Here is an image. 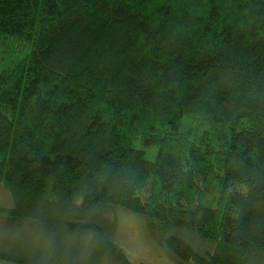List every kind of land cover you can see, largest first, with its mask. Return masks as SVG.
Returning a JSON list of instances; mask_svg holds the SVG:
<instances>
[{"label":"trees","instance_id":"obj_1","mask_svg":"<svg viewBox=\"0 0 264 264\" xmlns=\"http://www.w3.org/2000/svg\"><path fill=\"white\" fill-rule=\"evenodd\" d=\"M0 184L50 245L0 260L130 264L94 252L122 208L264 264V0H0Z\"/></svg>","mask_w":264,"mask_h":264},{"label":"rangeland","instance_id":"obj_2","mask_svg":"<svg viewBox=\"0 0 264 264\" xmlns=\"http://www.w3.org/2000/svg\"><path fill=\"white\" fill-rule=\"evenodd\" d=\"M12 204L11 193L0 184V208H11ZM106 214L112 223L110 224L109 220L105 223L107 228L105 237L95 241V255L101 251L100 248L108 246L109 242L114 240L123 249L130 264H185L166 249V239L149 228L144 216L122 208L109 210ZM41 228L43 227L40 224L33 221L20 223L14 218L0 215V249L4 251L18 250L21 253L30 248L43 247L49 249V238L42 236ZM172 234L183 239L187 237L186 239L192 241L191 245L195 251L206 255V253L199 251L203 246L200 248L199 242L201 239H198L197 236L187 231L180 234L173 231ZM181 235H184V237ZM196 242H198V245L194 244ZM51 251L50 257L54 254ZM111 256L112 254L107 255L108 260H113ZM54 257H56L55 254ZM0 264L15 263L0 260ZM95 264L110 263L101 260ZM115 264H117L116 261Z\"/></svg>","mask_w":264,"mask_h":264}]
</instances>
